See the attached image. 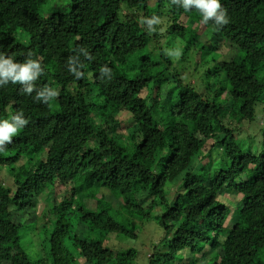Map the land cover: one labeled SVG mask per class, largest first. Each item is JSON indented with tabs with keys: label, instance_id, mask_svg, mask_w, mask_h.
I'll return each instance as SVG.
<instances>
[{
	"label": "trees",
	"instance_id": "obj_1",
	"mask_svg": "<svg viewBox=\"0 0 264 264\" xmlns=\"http://www.w3.org/2000/svg\"><path fill=\"white\" fill-rule=\"evenodd\" d=\"M220 4L0 0V264H264V0Z\"/></svg>",
	"mask_w": 264,
	"mask_h": 264
},
{
	"label": "clouds",
	"instance_id": "obj_2",
	"mask_svg": "<svg viewBox=\"0 0 264 264\" xmlns=\"http://www.w3.org/2000/svg\"><path fill=\"white\" fill-rule=\"evenodd\" d=\"M189 6H194L199 10L203 17V22L207 23L210 18L215 17L217 23H226L225 13L220 12V0H184V9L188 11ZM39 64L36 61H28L23 64L14 63L11 58L5 59L0 54V86L6 84L9 80L13 84L16 82H24L33 78V69H39ZM31 91V89H27ZM13 122L8 119H0V146L6 142H12L13 136L28 123L27 120L22 119L19 115L12 118Z\"/></svg>",
	"mask_w": 264,
	"mask_h": 264
},
{
	"label": "rangeland",
	"instance_id": "obj_3",
	"mask_svg": "<svg viewBox=\"0 0 264 264\" xmlns=\"http://www.w3.org/2000/svg\"><path fill=\"white\" fill-rule=\"evenodd\" d=\"M261 112H263V113H261ZM261 117L264 118V110L257 109V117H256V120H257L258 123H259V120L261 119ZM127 120H130V118H128ZM254 129H255V126H254ZM95 196L96 195L94 193H92L90 197L91 198H96ZM156 237L157 236H155V235L152 234V231H150V232L148 231V232L144 233L143 239H141V241H144V242L138 241L139 243L137 244V245L141 246V248H142V251H141V254L142 255H145V254L148 253V256H150V254L152 253L150 244L151 243H154V242L157 243L158 240H157ZM117 242L118 241L115 238H114V240L111 241L112 244H116ZM143 258H145V257H143Z\"/></svg>",
	"mask_w": 264,
	"mask_h": 264
}]
</instances>
